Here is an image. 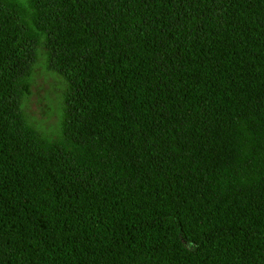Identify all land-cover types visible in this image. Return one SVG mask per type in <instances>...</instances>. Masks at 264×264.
Listing matches in <instances>:
<instances>
[{
    "label": "trees",
    "instance_id": "obj_1",
    "mask_svg": "<svg viewBox=\"0 0 264 264\" xmlns=\"http://www.w3.org/2000/svg\"><path fill=\"white\" fill-rule=\"evenodd\" d=\"M0 264H264V0H0Z\"/></svg>",
    "mask_w": 264,
    "mask_h": 264
},
{
    "label": "rangeland",
    "instance_id": "obj_2",
    "mask_svg": "<svg viewBox=\"0 0 264 264\" xmlns=\"http://www.w3.org/2000/svg\"><path fill=\"white\" fill-rule=\"evenodd\" d=\"M33 79L22 109L28 121L48 136L56 135L60 127L61 93L64 89L59 76L48 69L45 59L34 63Z\"/></svg>",
    "mask_w": 264,
    "mask_h": 264
}]
</instances>
